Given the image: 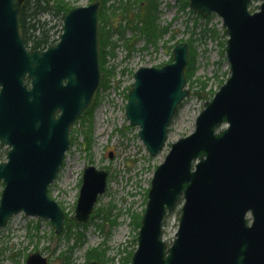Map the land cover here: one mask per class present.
Instances as JSON below:
<instances>
[{
    "label": "water",
    "instance_id": "obj_1",
    "mask_svg": "<svg viewBox=\"0 0 264 264\" xmlns=\"http://www.w3.org/2000/svg\"><path fill=\"white\" fill-rule=\"evenodd\" d=\"M25 0H0V229L21 212L64 230L65 211L49 195L70 149L72 125L92 103L101 81L100 2L72 8L60 41L31 51L20 34ZM202 16L217 13L228 35L230 77L206 102L190 135L172 144L157 166L130 264H264V0H189ZM186 42L174 61L135 73L126 115L139 126L150 155L165 147L189 91ZM29 80V82L27 81ZM109 173L88 165L75 220L89 222ZM184 200L176 236L163 238L167 215ZM26 264H49L41 252ZM87 264H100L91 260Z\"/></svg>",
    "mask_w": 264,
    "mask_h": 264
},
{
    "label": "rangeland",
    "instance_id": "obj_2",
    "mask_svg": "<svg viewBox=\"0 0 264 264\" xmlns=\"http://www.w3.org/2000/svg\"><path fill=\"white\" fill-rule=\"evenodd\" d=\"M71 8L87 6L91 0H61ZM158 23L168 26L169 33L155 44L147 40L139 27L130 28V17L142 11L141 0H106L101 3V26L110 29L112 41L117 43L114 55L107 57V68L112 76L105 75L107 88L99 86L92 105L73 125L71 146L49 195L65 210V217L73 226L70 234L83 233L84 243L68 241V232L56 234L48 219L14 215L0 229V264H25L27 257L39 251L50 264H86L88 253L97 248L105 264H126L137 247L139 229L148 199V191L155 170L167 157L172 143L193 133L196 120L207 101L230 77V64L225 52L227 37L222 18L211 13L206 17L183 7L186 0H157ZM263 0H252L251 10L259 8ZM125 6L133 8L125 11ZM100 14V13H99ZM104 19H107L105 24ZM51 27V40L62 34L63 17L44 14L42 21ZM214 31V32H213ZM174 35V38H171ZM132 38V39H130ZM128 41V42H127ZM189 44L190 57L194 55L195 73L187 83L188 96L183 100L170 128L164 149L150 155L139 136L140 127L130 124L126 115L128 93L139 67H160L174 60V47ZM134 44V45H133ZM133 47L131 50L130 48ZM103 78V74H102ZM97 102V103H96ZM92 107V106H90ZM9 147L0 145V162L7 160ZM105 169L108 175L106 192L100 196L90 221L83 228H74L75 209L86 166ZM4 185L0 184V200ZM183 199L165 219L163 238L170 246L176 236L181 218ZM66 219V218H65ZM77 230V231H75ZM74 245V246H73ZM73 246V248H72ZM101 263V262H100ZM102 264V263H101Z\"/></svg>",
    "mask_w": 264,
    "mask_h": 264
},
{
    "label": "trees",
    "instance_id": "obj_3",
    "mask_svg": "<svg viewBox=\"0 0 264 264\" xmlns=\"http://www.w3.org/2000/svg\"><path fill=\"white\" fill-rule=\"evenodd\" d=\"M92 2L100 1L102 4L105 3L106 0H91ZM142 4L145 6L142 7V11L140 13H137L134 15V17H130V28L137 30L139 27L137 20H140L139 23H141L142 27H139L144 34L147 44H155L158 39L169 33V27L164 26L161 27L158 23V16H157V10H158V2L157 0H141ZM252 1V0H251ZM189 6V1L186 0L183 7ZM71 9V7L67 4H65L61 0H26L20 10L19 15V23H20V32L24 38V41L26 45L32 49V50H41L49 45H52L56 40H51V27H46L47 21H42V16L44 14H51L53 17L62 15L64 18L65 15L68 13V11ZM133 8L126 7L125 11L132 12ZM100 24H99V58H100V69L101 73L103 74L102 78V85L101 87L107 88L108 81H106L105 75L108 74L109 76H112L114 69L113 68H107V57L111 54L114 55L115 48L117 46V43L115 41H112V32L110 29H107L105 26H101V22L103 20V14L100 11L99 14ZM105 24L108 22L107 19H104ZM214 32V31H213ZM171 38H174V35H172ZM132 39V38H130ZM128 42V41H127ZM190 44V43H189ZM134 45V44H133ZM133 47L130 48V50ZM194 55H191L189 58V63L186 68V78L187 83L192 79L194 73H195V59L193 57ZM97 103V102H96ZM95 105V102L92 107H89L84 113H87L89 109L93 108ZM74 228H83L85 225H80L77 222H74L73 219H71ZM71 226L73 227L67 217L65 219V228L64 231H67V227ZM137 228L141 226V220L137 223ZM71 227H68L71 229ZM73 228V229H74ZM75 230V229H74ZM72 231V229H71ZM77 231V230H75ZM68 241L72 240V237L76 238L75 244H83L84 243V237L83 233L80 232L79 235L73 233L70 234L68 232L67 236ZM74 246V245H73ZM72 246V248H73ZM88 261L91 259L97 260L101 262L102 264H105L102 262L103 255L98 251L97 248L91 249L88 253ZM132 253L127 260L126 264H129L131 261ZM66 264H70V261Z\"/></svg>",
    "mask_w": 264,
    "mask_h": 264
}]
</instances>
